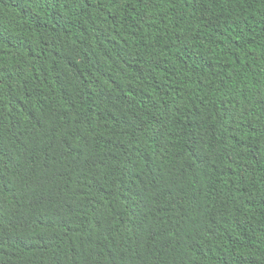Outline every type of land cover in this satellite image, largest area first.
Wrapping results in <instances>:
<instances>
[{"label":"trees","instance_id":"obj_1","mask_svg":"<svg viewBox=\"0 0 264 264\" xmlns=\"http://www.w3.org/2000/svg\"><path fill=\"white\" fill-rule=\"evenodd\" d=\"M0 264H264V0H0Z\"/></svg>","mask_w":264,"mask_h":264}]
</instances>
